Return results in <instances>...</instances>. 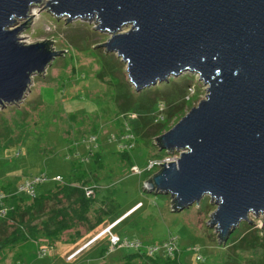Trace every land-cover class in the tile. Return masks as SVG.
Returning <instances> with one entry per match:
<instances>
[{"label":"rangeland","instance_id":"1","mask_svg":"<svg viewBox=\"0 0 264 264\" xmlns=\"http://www.w3.org/2000/svg\"><path fill=\"white\" fill-rule=\"evenodd\" d=\"M47 2L44 0L30 9L32 21L20 31L23 37L20 39L26 43L54 41L51 44L54 50L66 51L59 52L41 75H33L30 89L21 103L0 108V187L9 183L11 191L16 193L26 177L44 171L51 177L60 174L63 176L61 182H68L85 167L90 169L96 163L102 172L99 183L87 184L95 188L99 185L96 204L102 206V201L106 202L110 194L113 198L105 205L111 209L109 213L119 206H123L120 210L123 212L136 200L139 203L126 211L134 213L144 204L122 224L121 237L126 233L132 236L134 231L146 244L161 246L169 238L176 239L178 251L171 257L173 260L157 254L163 258L161 264H264V213L251 214L250 219L255 224L243 220L226 242H219L215 229L208 225L216 209L209 195L200 200L198 207L195 203L174 211L170 195L145 187L150 160L179 155L177 151L169 154L160 149L154 140L166 127L163 124L170 113L182 106L177 116L169 117L164 132L206 98L207 86L199 76L186 71L137 91L129 79L127 64L117 53L106 51L105 46L100 45L107 42L109 32L95 29V19L77 18L67 22L66 15L57 18L44 7ZM27 19H18L16 26ZM127 29L129 25L121 31ZM160 103L164 119L156 122ZM129 133L134 136L128 137ZM92 138H95V146L88 144ZM132 143L134 146L130 147ZM131 164L142 172H134ZM53 184L51 181L45 183L39 187V192ZM147 209L152 217L149 215L146 222L139 216ZM107 220L103 228L113 222ZM121 221L123 217L114 225ZM79 229L86 232L85 227ZM95 235L79 242L59 241L54 246L48 240L40 241L51 246L43 257L37 255L39 244L36 241L5 247L0 250V264L18 263L21 259L16 255L20 253L29 254L30 260L35 259L34 264H95L98 250L93 247L86 248L75 260L68 259L89 239L94 240ZM69 236L66 232L63 235L64 238ZM114 252L106 257L109 264H118L112 257L121 252ZM124 252L134 253L133 250ZM141 263L152 264L146 260ZM134 264H139L137 259Z\"/></svg>","mask_w":264,"mask_h":264},{"label":"water","instance_id":"2","mask_svg":"<svg viewBox=\"0 0 264 264\" xmlns=\"http://www.w3.org/2000/svg\"><path fill=\"white\" fill-rule=\"evenodd\" d=\"M41 2L0 0V108L21 103L33 75L66 51L20 39ZM44 7L67 22L95 19V29L110 33L100 45L127 64L137 91L186 71L207 86L206 98L154 140L179 156L151 170L148 190L170 195L174 211L209 195L216 209L208 225L219 242L264 213V0H48ZM20 18L28 19L16 26Z\"/></svg>","mask_w":264,"mask_h":264},{"label":"trees","instance_id":"3","mask_svg":"<svg viewBox=\"0 0 264 264\" xmlns=\"http://www.w3.org/2000/svg\"><path fill=\"white\" fill-rule=\"evenodd\" d=\"M51 44L52 43H50V45ZM159 105H161V103ZM181 108L182 106L176 111H173V113H170L169 117L177 116L178 113H180L179 111L182 110ZM169 117L163 124L166 125V127L160 130L156 137L160 136L168 127L167 124L170 121ZM98 159L99 154L96 161ZM132 165L133 164H131V166ZM85 168L87 170H81L80 175L73 180L69 179L68 182L51 181L54 182V184L47 190L38 191V194L35 197H29L26 195L27 198H25L22 195H12L8 199L11 208L9 209L7 216L0 217V250L5 247L21 245L30 240L38 242L49 239L57 242L63 241L64 239L65 242L73 243L80 240L82 241L87 236L96 233L98 234L102 231L103 222L105 220L104 216L107 210H104L101 205L96 208L98 195L95 198H91L86 195L85 191V187L88 186L87 184L99 180L102 172H100L98 165L93 167L92 170H88L87 167ZM146 171H149L146 174L147 180L150 178L152 171ZM89 173L91 176L87 175ZM98 187L99 185H97L96 189H98ZM5 190L7 189L5 188ZM152 191L157 192L156 190ZM109 199H111V197ZM103 201L105 202V200ZM172 206L171 208L173 209ZM130 214L124 217L123 220L129 217ZM80 226L85 227V233H82V230L79 229ZM65 232L70 235L67 239L63 237ZM104 236L105 235L99 237L94 246L100 243L99 239L100 241L106 239ZM109 243L110 238L107 239V242L103 241L101 244L97 245L100 247L97 257H106V254L110 252ZM84 250H82L81 253ZM129 250H127V252ZM133 251L134 253L128 252L123 256V260H125L127 264H134L136 259L140 257L141 261L146 260V262H151L152 264H161L163 259L158 256H149L144 249ZM78 256L79 254L72 259L75 260ZM167 259L173 260L171 258ZM108 261L95 264H109L110 262Z\"/></svg>","mask_w":264,"mask_h":264},{"label":"built area","instance_id":"4","mask_svg":"<svg viewBox=\"0 0 264 264\" xmlns=\"http://www.w3.org/2000/svg\"><path fill=\"white\" fill-rule=\"evenodd\" d=\"M163 110L162 105L159 107V113L157 118H155L156 122H159L163 120V115L161 114ZM128 137H133L134 135L132 133H129L127 135ZM114 139V138H113ZM95 138H92L88 141L89 145L95 146ZM134 146V143L130 144V147ZM165 157L163 159H153L150 160L148 163V168L146 170H158L162 167L160 163H168L173 160H176L177 157ZM134 172L141 173L142 171L135 167V165L132 166ZM63 180V176L60 174H56L53 177H51L46 172H41L39 174H35L32 176L26 177L25 181L20 185L19 190L16 193H13L11 191H3L0 192V217H5L8 214L10 207V203L8 202V199L12 195H27L29 197H35L38 194L39 187L43 186L45 183L49 181L54 182H61ZM86 195L91 198H95L97 196L96 188L94 186L92 187H85ZM114 224L109 225L108 227L104 228L102 231H100L96 236H94V240H89L83 247H80L77 249L75 253H71L68 256L69 258H73L76 255L80 254L82 250L88 248L93 242H95L99 237L109 233L110 234V252L115 251L117 248L126 247L128 249L132 250H142L144 249L149 256H157L158 253H162L163 256H168L169 258L176 255L178 251V243L175 238H169L165 240L161 245H157L154 243L146 244L144 241L141 240H131L128 237H121L117 234H112L111 228H113ZM37 242V241H36ZM37 244H39V248L37 249V255L39 257H43L48 254L49 248L51 246H47L44 244V242L38 241ZM162 247V249H160ZM199 259H201V256H198Z\"/></svg>","mask_w":264,"mask_h":264},{"label":"crops","instance_id":"5","mask_svg":"<svg viewBox=\"0 0 264 264\" xmlns=\"http://www.w3.org/2000/svg\"><path fill=\"white\" fill-rule=\"evenodd\" d=\"M119 150H121V149L119 148ZM96 166H97V165H96V163H95V164L92 165V168H93V167H96ZM87 168H88V167H87ZM92 168H90V169L88 168V170H92ZM71 169H73V167H72ZM44 172H46V171H44ZM97 181H98V180H96V182L94 181L93 183H94V184H97ZM98 183H99V182H98ZM1 187H2V189H0V191H1V190H3V191H8V192L11 191V189H10L11 186H10L9 183H6L5 185H2ZM1 187H0V188H1ZM5 188H6L7 190H5ZM11 192H12V191H11ZM102 194H104V193H102ZM110 197L113 198V196H112L111 194H110ZM107 201L109 202L110 199H107L106 202H107ZM108 202H107V203H108ZM107 203H105L104 201H103V203H101L102 206H103V208H104L105 210H107V212H106V214H105L104 217H105V220H106V218H107L108 220H113V222H112L111 224H114L115 222L119 221L120 218H122V217L124 218V216H125L127 213H129V212H126L127 209L129 208L128 210H130L132 207H134L135 205H137V204L139 203V201H138V202H137L136 200L133 201V202L130 204V206H129L125 211H123V212H120V210L123 208V206H119V208H118L117 210L113 211L112 213H109V212H108L109 208H107V207L105 206ZM115 203H116V202H115ZM99 206H100V204H96V208L99 207ZM125 206H126V205H125ZM143 206H144V204H143ZM143 206L140 207L139 209H137L136 211L139 212V211L143 208ZM113 208H114V207H113ZM149 210H150V209H147V210L144 212L143 215L139 216L140 218L144 219L143 221H146V222H147V221H149L148 218L152 217V214H151V212H149ZM136 211H135V212H136ZM115 212H119V213H115ZM125 212H126V214H125ZM135 212L132 213V214L134 215ZM137 212H136V213H137ZM149 213H150V214H149ZM124 214H125V215H124ZM123 215H124V216H123ZM133 215H130L129 217L125 218L123 221H121V222L117 223L116 225H114L113 228H111V231H112L113 233L119 235L120 232H123V231H124L123 228H122V230H120L122 224H123L126 220H129ZM149 215H150V217H149ZM125 217H126V216H125ZM140 218H139V219H140ZM142 219H140V220H142ZM147 219H148V220H147ZM105 220H104V221H105ZM108 220H107V221H108ZM111 224H109V225H111ZM103 229H104V228H103ZM125 231H126V230H125ZM135 231H136V230H135ZM89 233H90V232H89ZM96 234H97V233H96ZM93 235H95V234H92V235H89V236L91 237V236H93ZM131 235H132V236H129V233H126L125 237H128V238L131 239V240H141V241H143L142 239H140L139 235L136 234L134 231L131 232ZM95 236H96V235H95ZM87 237H88V236H87ZM87 237H86V238H87ZM104 237H106V239L103 240V241H105V242H107V239L110 238V236H109L108 234H105ZM65 239H67V238H65ZM63 241H64V239H63ZM80 241H81V240H80ZM88 241H89V240H88ZM97 241H98V240H96L95 242H93L88 248L93 247V249H96V246L99 245V244H101V243L103 242L102 240L100 241V239H99V242H100V243H98L97 245L94 246V244H95ZM47 242H48V243H52L53 246L56 245V241H53V240H49V239H48ZM57 242H59V241H57ZM60 242H61V241H60ZM78 242H79V241H78ZM144 242H145V241H144ZM109 244H110V243H109ZM82 246H83V245H82ZM99 248H100V247L97 246V250H98V251H99ZM124 250H129V249L126 248V247H125V248H122V250H121L120 248H117V249L115 250L116 252H114V253L121 252V255L113 256V257H112V259H113V258H116L115 261H116L118 264H121V263L124 264V262H125V260H123V258H124L123 256L125 255ZM110 253H111V252L107 253V254H106V257H107L108 255H110ZM114 253H112V254H114ZM23 255H24V258H22ZM28 255H29V254L26 255L25 253L17 254L16 257H20L19 259H21L18 263H21V264H22V263L34 264L35 259L32 258V259L30 260V259L28 258ZM97 256H98V254L96 253L97 263H98V262L103 263V262L109 260V259L106 258V257H105V258H106V259H105V258H99V257H97ZM30 257H31V256H30ZM108 257H109V256H108ZM107 259H108V260H107ZM101 260H102V261H101ZM121 260H122V261H121ZM137 260H138L139 264H142V263H141V262H142L141 259H137ZM109 261H110V260H109ZM109 261H108V262H109ZM120 261H121V262H120ZM18 263L16 262V264H18Z\"/></svg>","mask_w":264,"mask_h":264},{"label":"bare ground","instance_id":"6","mask_svg":"<svg viewBox=\"0 0 264 264\" xmlns=\"http://www.w3.org/2000/svg\"><path fill=\"white\" fill-rule=\"evenodd\" d=\"M34 6H35V5H34ZM34 6H32V7H34ZM32 7H31V8H32Z\"/></svg>","mask_w":264,"mask_h":264},{"label":"clouds","instance_id":"7","mask_svg":"<svg viewBox=\"0 0 264 264\" xmlns=\"http://www.w3.org/2000/svg\"><path fill=\"white\" fill-rule=\"evenodd\" d=\"M132 213V212H131ZM130 214V213H129Z\"/></svg>","mask_w":264,"mask_h":264}]
</instances>
